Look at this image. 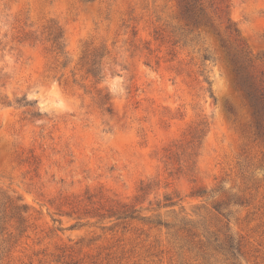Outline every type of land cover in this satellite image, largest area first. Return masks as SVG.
Segmentation results:
<instances>
[{"label":"rangeland","instance_id":"1","mask_svg":"<svg viewBox=\"0 0 264 264\" xmlns=\"http://www.w3.org/2000/svg\"><path fill=\"white\" fill-rule=\"evenodd\" d=\"M0 264H264V0H0Z\"/></svg>","mask_w":264,"mask_h":264},{"label":"trees","instance_id":"2","mask_svg":"<svg viewBox=\"0 0 264 264\" xmlns=\"http://www.w3.org/2000/svg\"><path fill=\"white\" fill-rule=\"evenodd\" d=\"M185 10L186 12L189 11V9L187 8H185ZM47 37L48 40H50L53 49L56 50V52L59 53L60 55H63L65 53L64 52L65 45L63 40V34L60 27L56 25L49 26L47 30ZM86 72L88 73V75L92 76L93 78H97L99 75V70L96 66V62L92 60L91 64L87 67ZM254 105L257 104L254 103Z\"/></svg>","mask_w":264,"mask_h":264}]
</instances>
